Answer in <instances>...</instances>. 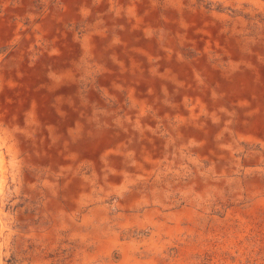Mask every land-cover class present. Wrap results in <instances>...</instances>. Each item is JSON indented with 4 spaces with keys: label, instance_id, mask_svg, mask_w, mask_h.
I'll use <instances>...</instances> for the list:
<instances>
[{
    "label": "bare ground",
    "instance_id": "1",
    "mask_svg": "<svg viewBox=\"0 0 264 264\" xmlns=\"http://www.w3.org/2000/svg\"><path fill=\"white\" fill-rule=\"evenodd\" d=\"M0 174V198L24 182L42 213L20 237L85 264H157L211 221L212 238L249 235L264 0H0Z\"/></svg>",
    "mask_w": 264,
    "mask_h": 264
},
{
    "label": "rangeland",
    "instance_id": "2",
    "mask_svg": "<svg viewBox=\"0 0 264 264\" xmlns=\"http://www.w3.org/2000/svg\"><path fill=\"white\" fill-rule=\"evenodd\" d=\"M20 179H22V174H20ZM0 180L4 181L6 195L9 188L12 193L15 192V184L11 186L13 179L9 174H0ZM30 194L35 193L29 191L23 182L19 196L12 194V199L7 201H4L5 198H0V264H36L35 258L41 260L40 264H85L82 255L75 257L74 252L78 248L75 243L65 242L52 247V243L46 245L45 241L43 243L41 240L20 237L21 234L27 233L30 227L40 231L37 217L42 213L38 206H33L32 210L29 209L30 197L28 195ZM16 197L20 200L17 206L24 211L20 214L24 215L22 220L17 219V206H13ZM7 214L11 216L9 219L6 217ZM32 215L36 216V219ZM4 224L5 230H3ZM250 224V234L244 238L237 236L212 238L213 236L207 233L212 228V221L207 226L199 225L206 235L203 237L194 235L185 240H172L165 245L162 254L156 256V262L157 264H264V222ZM10 230L14 232V235L7 244L4 243V236ZM63 244L69 247H64ZM103 261V258H99L86 264H103Z\"/></svg>",
    "mask_w": 264,
    "mask_h": 264
}]
</instances>
